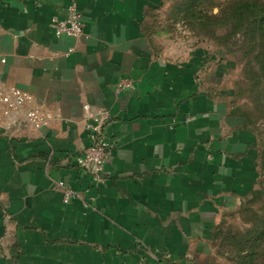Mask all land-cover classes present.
Listing matches in <instances>:
<instances>
[{
	"label": "crops",
	"instance_id": "obj_1",
	"mask_svg": "<svg viewBox=\"0 0 264 264\" xmlns=\"http://www.w3.org/2000/svg\"><path fill=\"white\" fill-rule=\"evenodd\" d=\"M70 2L83 35L56 37L51 18ZM166 2L0 0V78L56 115L0 122V264H199L255 190L257 137L224 89L233 60L175 47L156 20ZM122 79L133 88L117 93ZM86 103L109 115L101 186L71 160L88 144ZM57 180L87 205L64 203Z\"/></svg>",
	"mask_w": 264,
	"mask_h": 264
},
{
	"label": "rangeland",
	"instance_id": "obj_2",
	"mask_svg": "<svg viewBox=\"0 0 264 264\" xmlns=\"http://www.w3.org/2000/svg\"><path fill=\"white\" fill-rule=\"evenodd\" d=\"M242 2L256 3L264 12V0H167L156 19L172 33L178 49L203 42L233 60L224 89L232 91L233 111L257 137L256 188L236 211L222 218L199 264H264V37L255 35L244 16L232 18Z\"/></svg>",
	"mask_w": 264,
	"mask_h": 264
},
{
	"label": "built area",
	"instance_id": "obj_3",
	"mask_svg": "<svg viewBox=\"0 0 264 264\" xmlns=\"http://www.w3.org/2000/svg\"><path fill=\"white\" fill-rule=\"evenodd\" d=\"M50 26L56 37L79 38L82 36V17L76 3L67 4L62 16L54 15L51 18ZM71 51L72 49H69L68 53ZM0 62H5V59L1 58ZM132 88L133 82L130 79H122L116 85V92ZM82 109L88 144L82 152L71 155V160L74 165L89 173L93 185L101 186L106 181L105 165L110 158L111 144L104 131V125L109 119V115L104 109L91 110L87 103L83 104ZM19 114H22L25 123L33 128L48 126L56 119V115L50 110L35 104L32 94L8 84L0 78V122L6 125L5 128H9ZM55 187L60 190L64 203L77 199L87 205L83 194L75 190L70 183L57 180Z\"/></svg>",
	"mask_w": 264,
	"mask_h": 264
},
{
	"label": "trees",
	"instance_id": "obj_4",
	"mask_svg": "<svg viewBox=\"0 0 264 264\" xmlns=\"http://www.w3.org/2000/svg\"><path fill=\"white\" fill-rule=\"evenodd\" d=\"M232 18L244 16L246 20H250L255 35L260 38L264 37V12L262 7H258L256 3L242 2L238 3L232 13Z\"/></svg>",
	"mask_w": 264,
	"mask_h": 264
}]
</instances>
